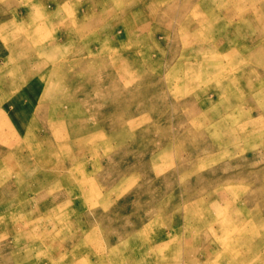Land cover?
<instances>
[{
    "label": "rangeland",
    "instance_id": "1",
    "mask_svg": "<svg viewBox=\"0 0 264 264\" xmlns=\"http://www.w3.org/2000/svg\"><path fill=\"white\" fill-rule=\"evenodd\" d=\"M0 264H264V0H0Z\"/></svg>",
    "mask_w": 264,
    "mask_h": 264
},
{
    "label": "crops",
    "instance_id": "2",
    "mask_svg": "<svg viewBox=\"0 0 264 264\" xmlns=\"http://www.w3.org/2000/svg\"><path fill=\"white\" fill-rule=\"evenodd\" d=\"M35 77L38 78V76H36V75L33 76V78H35ZM40 77H41V76H40ZM25 78H26V76H25ZM44 81H46V80H45V79H40V78L37 79V82H44ZM33 87H34V86H33ZM34 88H35V87H34ZM43 89H44V87H43ZM43 89H42V90H43ZM42 90H41L40 92H39V91L36 92L35 95H32V94L30 95V94H28V93H25V95H22V97H24V96H28V97H31L30 99H32V100H33V99H37L38 97H39V98H42V97L45 95V94H44L45 91H42ZM34 96H36V97L34 98ZM18 97H19V98H18L17 101H16V103H17L16 105H21V103H22L21 100H22V99H21L20 96H18ZM19 109H20V108H19ZM16 112H17V111H16ZM11 114H12V113H11ZM12 115H13L12 118L15 119L16 115H14V114H12Z\"/></svg>",
    "mask_w": 264,
    "mask_h": 264
},
{
    "label": "bare ground",
    "instance_id": "3",
    "mask_svg": "<svg viewBox=\"0 0 264 264\" xmlns=\"http://www.w3.org/2000/svg\"><path fill=\"white\" fill-rule=\"evenodd\" d=\"M164 3V2H163ZM14 17H15V15H14ZM16 18V17H15ZM228 29V28H227ZM251 47V46H250ZM252 48V47H251ZM250 49V48H249ZM41 50H43L44 52H45V54H47V51L49 50V48L48 49H46V47L44 48V47H42L41 48ZM39 51H40V49H39ZM25 56V54H22V57H24ZM28 56V55H27Z\"/></svg>",
    "mask_w": 264,
    "mask_h": 264
}]
</instances>
